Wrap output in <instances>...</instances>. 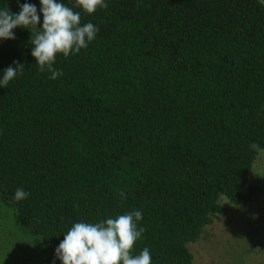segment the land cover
Returning <instances> with one entry per match:
<instances>
[{"label":"trees","instance_id":"1","mask_svg":"<svg viewBox=\"0 0 264 264\" xmlns=\"http://www.w3.org/2000/svg\"><path fill=\"white\" fill-rule=\"evenodd\" d=\"M0 0V10L20 4ZM81 25L99 28L55 80L31 55V32L0 40V189L18 222L56 248L75 222L140 210L133 249L151 264H195L188 244L234 205L253 201L264 149L262 0H105ZM17 189L29 193L16 201ZM120 191L125 197L121 198Z\"/></svg>","mask_w":264,"mask_h":264},{"label":"clouds","instance_id":"2","mask_svg":"<svg viewBox=\"0 0 264 264\" xmlns=\"http://www.w3.org/2000/svg\"><path fill=\"white\" fill-rule=\"evenodd\" d=\"M40 4L42 27L34 4H20L18 14L12 13L8 7L0 10V40H14L16 28L29 30V43L34 45L31 55L37 61L40 71L51 73L49 78L55 80L63 75L62 71L53 67L57 56L67 58L86 49L96 39L99 28L91 22L81 25L80 12L65 3L40 0ZM76 7L92 15L99 9H106L108 5L105 0H76ZM14 64L15 67L9 66L4 70L0 87L6 88L24 70L19 61ZM251 148L264 153V149L257 143H253ZM28 195L23 189H17L14 199L21 201ZM119 195L124 198V191H120ZM142 219V212L133 210L97 222H75L56 248V258L62 264H151L152 257L147 247L138 255H133L134 246L145 232L144 228L138 226Z\"/></svg>","mask_w":264,"mask_h":264},{"label":"rangeland","instance_id":"3","mask_svg":"<svg viewBox=\"0 0 264 264\" xmlns=\"http://www.w3.org/2000/svg\"><path fill=\"white\" fill-rule=\"evenodd\" d=\"M249 186L251 203L238 206L221 197L227 213L188 244L195 264H264V153L250 171ZM17 214L0 189V264H62L41 237L18 222Z\"/></svg>","mask_w":264,"mask_h":264}]
</instances>
